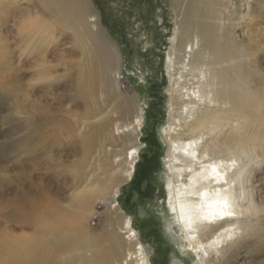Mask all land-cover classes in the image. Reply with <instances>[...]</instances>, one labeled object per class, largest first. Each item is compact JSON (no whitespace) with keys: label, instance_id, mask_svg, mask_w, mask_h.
Segmentation results:
<instances>
[{"label":"rangeland","instance_id":"374dc122","mask_svg":"<svg viewBox=\"0 0 264 264\" xmlns=\"http://www.w3.org/2000/svg\"><path fill=\"white\" fill-rule=\"evenodd\" d=\"M3 1L0 0V239L21 241L20 237L33 232L21 224L24 203L38 202V198L48 195L66 206L92 174L102 183L107 181L113 167L125 159L126 150L120 143L108 140L109 132L104 131L97 139L94 136L86 159L81 134H91L101 114H108L109 124L130 122L134 111L123 100L136 93L143 114L141 127L134 132L138 140L136 171L130 179L118 182L116 196L106 194L108 203L92 199L95 214L89 225L93 231H101L106 212L119 204L113 216L119 210L121 215L132 218L150 264L191 263V248H177L185 241L177 216L168 211V143L163 131L170 121L166 59L183 0H80L78 4L74 0ZM217 3L222 12L219 33H227L240 49L238 63L249 83L245 90L258 91L264 97V0ZM77 5L91 8L87 14L93 16L82 14ZM75 18L95 23L102 32L99 40L105 59L93 52L88 33ZM35 24L42 30L31 28ZM39 75L44 76L38 78ZM80 81L92 83L91 93L81 87ZM216 107L219 115L226 109L219 103ZM240 111L225 113L230 120L220 119L224 125L215 137L222 140L235 134L232 126L244 123V118L264 117V113ZM33 115H39L40 121L30 117ZM228 123L231 124L227 126ZM214 135L205 136L204 142ZM248 166L252 168L250 196L242 199L240 192L238 201L247 204L250 200L261 207L240 214V234L226 240L215 252L214 247L207 248L214 262L264 264V156L255 163L248 162Z\"/></svg>","mask_w":264,"mask_h":264},{"label":"bare ground","instance_id":"6f19581e","mask_svg":"<svg viewBox=\"0 0 264 264\" xmlns=\"http://www.w3.org/2000/svg\"><path fill=\"white\" fill-rule=\"evenodd\" d=\"M74 1L78 4L80 0ZM217 2L183 0L179 3V21L166 59L170 76V121L163 131L168 143L165 163L170 181L165 189L170 200L168 211L177 216L185 241L177 248H191L190 253L194 255L189 264H224L211 260V250L207 248L214 247L215 252L226 240L240 234L243 230L238 220L240 214L261 207L250 200L247 204L239 202L238 193H242V199H249L252 168L248 162L255 163L264 156V117L262 121V115L252 120L238 116L245 122L232 126L236 135L222 140L214 135L224 125L220 124V119L229 122L230 117H225L227 112L246 109L252 114L264 113V97L258 91L245 90L249 83L238 63L240 49L227 33H219L222 12ZM76 8L84 12L82 14L92 11L88 6L81 9L77 5ZM84 20L75 18L88 33L93 52L99 59H105V49L99 40L102 32L95 23ZM31 28L36 32L41 29L36 24ZM90 45H87L88 50ZM79 83L91 93L92 83ZM117 90L120 92L119 88ZM136 100V93L123 100L128 109L134 111L130 122L109 124L108 114H101L95 131L93 128L91 134H81L86 159L94 136L97 139L104 131L109 132L108 140L120 143L126 150L125 159L113 167L107 181L102 183L92 174L66 206L48 195L38 198V202L24 203L21 224L33 232L24 234L21 241L1 238L0 264H150L132 218L121 215L119 210L113 216L119 204L108 209L101 231H93L89 225L94 213L93 201L100 199L108 203L106 194L116 196L118 182L130 179L136 171L138 140L134 132L141 127L143 119ZM218 103L226 108L221 110V115L216 107ZM30 117L40 121L39 115ZM249 128L254 130L250 132ZM210 135H214L211 141L204 142L205 136ZM113 201L114 198L111 204Z\"/></svg>","mask_w":264,"mask_h":264}]
</instances>
